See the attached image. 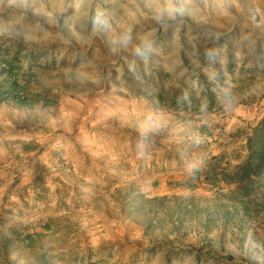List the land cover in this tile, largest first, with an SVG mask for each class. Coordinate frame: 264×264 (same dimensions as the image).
<instances>
[{
    "label": "rangeland",
    "instance_id": "rangeland-1",
    "mask_svg": "<svg viewBox=\"0 0 264 264\" xmlns=\"http://www.w3.org/2000/svg\"><path fill=\"white\" fill-rule=\"evenodd\" d=\"M263 135L264 0H0V264H264Z\"/></svg>",
    "mask_w": 264,
    "mask_h": 264
},
{
    "label": "trees",
    "instance_id": "trees-1",
    "mask_svg": "<svg viewBox=\"0 0 264 264\" xmlns=\"http://www.w3.org/2000/svg\"><path fill=\"white\" fill-rule=\"evenodd\" d=\"M264 136V135H263ZM263 140V142H262V144H260L259 145V149H263L264 148V138L262 139ZM243 168V167H242Z\"/></svg>",
    "mask_w": 264,
    "mask_h": 264
}]
</instances>
